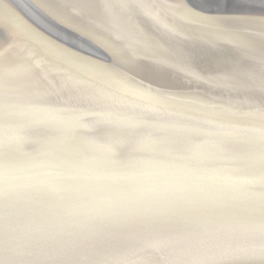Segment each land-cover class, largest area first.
I'll return each mask as SVG.
<instances>
[{"label":"water","instance_id":"obj_1","mask_svg":"<svg viewBox=\"0 0 264 264\" xmlns=\"http://www.w3.org/2000/svg\"><path fill=\"white\" fill-rule=\"evenodd\" d=\"M0 264H264V0H0Z\"/></svg>","mask_w":264,"mask_h":264}]
</instances>
